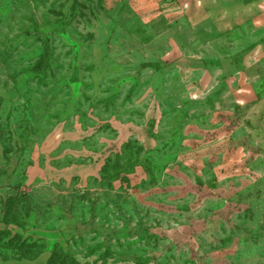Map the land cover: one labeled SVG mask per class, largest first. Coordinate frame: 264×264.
Segmentation results:
<instances>
[{
	"label": "rangeland",
	"instance_id": "1",
	"mask_svg": "<svg viewBox=\"0 0 264 264\" xmlns=\"http://www.w3.org/2000/svg\"><path fill=\"white\" fill-rule=\"evenodd\" d=\"M0 264H264V0H0Z\"/></svg>",
	"mask_w": 264,
	"mask_h": 264
}]
</instances>
